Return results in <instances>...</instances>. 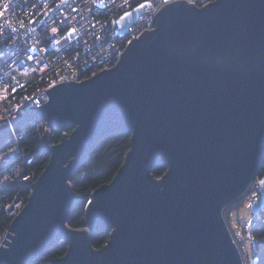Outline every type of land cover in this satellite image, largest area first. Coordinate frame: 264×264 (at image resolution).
Returning a JSON list of instances; mask_svg holds the SVG:
<instances>
[{
    "label": "water",
    "instance_id": "1",
    "mask_svg": "<svg viewBox=\"0 0 264 264\" xmlns=\"http://www.w3.org/2000/svg\"><path fill=\"white\" fill-rule=\"evenodd\" d=\"M143 9L121 14L118 34ZM152 22L115 65L55 83L0 125L1 149L12 129L44 120L50 154L3 235L0 264H34L60 242L66 253L51 264H247L227 210L254 187L251 210L264 209V0H170ZM114 132L131 134L118 171L76 194L72 176ZM83 200L86 226L73 227Z\"/></svg>",
    "mask_w": 264,
    "mask_h": 264
},
{
    "label": "built area",
    "instance_id": "2",
    "mask_svg": "<svg viewBox=\"0 0 264 264\" xmlns=\"http://www.w3.org/2000/svg\"><path fill=\"white\" fill-rule=\"evenodd\" d=\"M190 1L202 5L211 0ZM143 2L0 0V125L29 106L42 104L48 98L46 90L55 83L82 80L115 65L134 36L154 27V14L167 3L148 0L135 22L124 34H118V17ZM54 28L58 31L53 32ZM70 29H75L71 36ZM11 135L18 139L16 129ZM22 154L21 146L15 144L0 153V167ZM24 202L17 197L9 213H16Z\"/></svg>",
    "mask_w": 264,
    "mask_h": 264
},
{
    "label": "trees",
    "instance_id": "3",
    "mask_svg": "<svg viewBox=\"0 0 264 264\" xmlns=\"http://www.w3.org/2000/svg\"><path fill=\"white\" fill-rule=\"evenodd\" d=\"M46 130L44 120L33 119L16 129L18 139L11 135L6 145L0 149V153L19 144L23 154L16 159L0 167V237L9 228L15 213H9L10 204L21 197L27 200L32 183L41 174L49 162L50 154L42 148L43 136ZM69 132L72 129L68 130ZM53 141L60 142L64 134L59 129L51 128ZM131 134L127 132H114L106 136L89 154L84 164L72 176L74 192L78 195L90 194L95 188L112 180L124 156L130 148ZM166 172L165 168H157L154 173L161 176ZM28 175L24 180L21 175ZM264 178V162L260 168L258 178ZM24 204V203H23ZM22 204V205H23ZM87 200L76 206L72 212L69 224L73 227L86 226L85 207ZM251 225L253 264H264V209ZM109 232H97L93 235V245L101 248L107 243ZM67 244L57 245L45 250L34 264H51V262L66 253Z\"/></svg>",
    "mask_w": 264,
    "mask_h": 264
},
{
    "label": "rangeland",
    "instance_id": "4",
    "mask_svg": "<svg viewBox=\"0 0 264 264\" xmlns=\"http://www.w3.org/2000/svg\"><path fill=\"white\" fill-rule=\"evenodd\" d=\"M256 190L254 187L246 196L232 204L227 210V218L240 241L247 264H253L251 225L257 215L251 210V203L257 194ZM2 238L3 236L0 237V242H2Z\"/></svg>",
    "mask_w": 264,
    "mask_h": 264
},
{
    "label": "snow or ice",
    "instance_id": "5",
    "mask_svg": "<svg viewBox=\"0 0 264 264\" xmlns=\"http://www.w3.org/2000/svg\"><path fill=\"white\" fill-rule=\"evenodd\" d=\"M165 2H167V0H165ZM146 3H148V0H144V3H140V4H138V5H137V8H143V7H145V4H146ZM122 6H123V5H122ZM57 7H59V5H57ZM74 10H75V9H74ZM130 15H131L130 12L125 11V12H124V15L121 16V19H124L125 17L130 16ZM13 31H15V29H13ZM52 31H53V32H56V31H58V29L54 28V29H52ZM74 31H75V29H70L69 32H68V35L71 36V35L74 33ZM29 59H31V57H29ZM21 87H23V85H21ZM12 91L15 92V91H16V88L13 87ZM4 99H7V97H4ZM89 203H91V202H89Z\"/></svg>",
    "mask_w": 264,
    "mask_h": 264
}]
</instances>
